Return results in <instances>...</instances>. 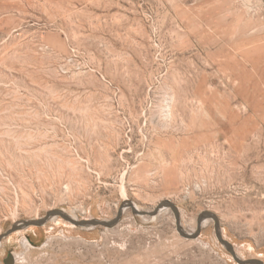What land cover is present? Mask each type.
I'll use <instances>...</instances> for the list:
<instances>
[{
  "label": "rangeland",
  "instance_id": "374dc122",
  "mask_svg": "<svg viewBox=\"0 0 264 264\" xmlns=\"http://www.w3.org/2000/svg\"><path fill=\"white\" fill-rule=\"evenodd\" d=\"M130 203L166 208L7 234ZM218 236L264 264V0H0V264H237Z\"/></svg>",
  "mask_w": 264,
  "mask_h": 264
},
{
  "label": "water",
  "instance_id": "95a60500",
  "mask_svg": "<svg viewBox=\"0 0 264 264\" xmlns=\"http://www.w3.org/2000/svg\"><path fill=\"white\" fill-rule=\"evenodd\" d=\"M127 204H125V206H122L118 212H117V215L116 217L111 220V221H101V220H96V219H87V220H72L69 218V216H66L64 213L60 212V211H55V212H51L49 214H47V216L43 219H40V220H34V221H25V222H22L20 224H17L16 226H14L7 234L13 232V231H16L18 229H23V228H27L28 226H36V227H41L42 225H44V223L47 221V219L51 218L50 216L52 214H57L59 215L63 220L65 221H68L70 222L72 225L76 226V227H80V228H94V227H106V228H111L113 226H115L118 221L120 220L121 218V215L122 213L124 212V209H126L127 207H130L132 209V212L137 215V216H141V217H145V216H149V217H154L155 215L158 214V212L162 209H165L166 207L164 206H158L153 213H141V212H138V210H136L133 206L132 203H130L129 206H126ZM167 206L170 207L174 214H175V218H176V221H177V224H178V232L180 234V236L186 238V239H196L198 237V233H199V230H196V232L194 234H188V233H185L184 231H182L180 229V223H179V216H178V212L176 210L175 207H173L172 205L168 204L167 203ZM204 216H208L209 218L213 219L214 222H215V230H218V227H217V220L216 218L211 215V214H205ZM204 216H201L198 220V228L200 227V220L204 217ZM218 240L219 242L226 248V250L231 254V256L233 257V259L235 260V262L237 264H262L260 261L258 260H239L235 253H234V250L232 249V247L230 246V244L226 241H224L222 238H220V236H218ZM6 264H11V260L10 261H7Z\"/></svg>",
  "mask_w": 264,
  "mask_h": 264
},
{
  "label": "bare ground",
  "instance_id": "6f19581e",
  "mask_svg": "<svg viewBox=\"0 0 264 264\" xmlns=\"http://www.w3.org/2000/svg\"><path fill=\"white\" fill-rule=\"evenodd\" d=\"M133 206H134V205H133ZM134 208H135V206H134ZM135 209H136V208H135ZM136 210H137V209H136ZM138 212H139V211H138ZM159 214H160V213H159ZM69 218L72 219V220H77L76 218H74V217H72V216H70ZM49 219L52 220V221H54V220L56 219V217H51V218H49ZM144 220H145V219H144ZM67 224H69V223H67ZM26 242H27V241H26ZM26 242H24V244H25ZM24 244H23V245H24ZM25 245L28 246L27 243H26Z\"/></svg>",
  "mask_w": 264,
  "mask_h": 264
},
{
  "label": "flooded vegetation",
  "instance_id": "af4514ba",
  "mask_svg": "<svg viewBox=\"0 0 264 264\" xmlns=\"http://www.w3.org/2000/svg\"><path fill=\"white\" fill-rule=\"evenodd\" d=\"M10 259H12L11 256L9 257V260H8V259H5V260L2 262V264H6L7 261H10Z\"/></svg>",
  "mask_w": 264,
  "mask_h": 264
}]
</instances>
